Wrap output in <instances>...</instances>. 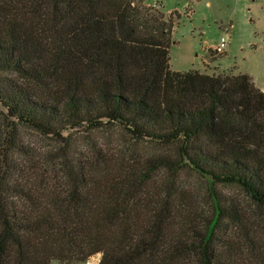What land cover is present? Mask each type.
I'll list each match as a JSON object with an SVG mask.
<instances>
[{
    "label": "trees",
    "instance_id": "obj_1",
    "mask_svg": "<svg viewBox=\"0 0 264 264\" xmlns=\"http://www.w3.org/2000/svg\"><path fill=\"white\" fill-rule=\"evenodd\" d=\"M145 1L0 0V264H264V213L215 194L206 213L175 184L187 167L264 212V90L247 73L171 69L178 14ZM21 126L57 141L118 127L176 149L144 167L65 147L41 161Z\"/></svg>",
    "mask_w": 264,
    "mask_h": 264
},
{
    "label": "rangeland",
    "instance_id": "obj_2",
    "mask_svg": "<svg viewBox=\"0 0 264 264\" xmlns=\"http://www.w3.org/2000/svg\"><path fill=\"white\" fill-rule=\"evenodd\" d=\"M147 4L162 5V11L174 16L173 43L169 48V63L173 70L197 69L210 72L205 65L213 61L224 66H236L233 73H247L264 90V0H146ZM227 38V55L217 54L210 60L207 50L219 39ZM214 54L213 57L216 56ZM208 72V73H209ZM0 111H4L0 106ZM20 141L30 154L39 160L53 159L59 163L61 150H68L72 160L115 161L140 163L153 156L175 153L173 144L133 139L118 127L97 129L73 128L63 131L64 140L44 136L34 129L21 126ZM144 167V166H143ZM146 167V166H145ZM150 172V171H148ZM151 174V173H149ZM156 182H164L169 175L164 169L152 174ZM178 193L191 200L197 209L210 212L212 194L231 202L241 210L263 214L235 185L212 183L190 168L184 167L176 179ZM99 255H93L77 264H96ZM73 263V264H75ZM51 264H63L52 260Z\"/></svg>",
    "mask_w": 264,
    "mask_h": 264
},
{
    "label": "crops",
    "instance_id": "obj_3",
    "mask_svg": "<svg viewBox=\"0 0 264 264\" xmlns=\"http://www.w3.org/2000/svg\"><path fill=\"white\" fill-rule=\"evenodd\" d=\"M209 48L213 50L214 47L209 46ZM220 54L227 55V49H225V50H224L222 53H220ZM205 65H206V66L208 65L209 68L211 69L210 72L208 71L209 73H212V72H220V71H230V72L233 73V70H234L235 67H236L235 65H234V66H228V65H227V66H224L223 61H222V62H216V63H214L213 61H211V62H209V63L206 62ZM234 74H236V73H234ZM252 78H253V81H254L255 85L258 87L257 83L255 82L254 77H252ZM258 88H259V87H258ZM78 263H81V262H78ZM75 264H77V263H75Z\"/></svg>",
    "mask_w": 264,
    "mask_h": 264
},
{
    "label": "built area",
    "instance_id": "obj_4",
    "mask_svg": "<svg viewBox=\"0 0 264 264\" xmlns=\"http://www.w3.org/2000/svg\"><path fill=\"white\" fill-rule=\"evenodd\" d=\"M227 44V38L225 36H222L218 43L214 46L213 51L217 54L222 53L225 50Z\"/></svg>",
    "mask_w": 264,
    "mask_h": 264
}]
</instances>
